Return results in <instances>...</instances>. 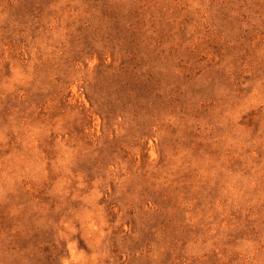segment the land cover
I'll use <instances>...</instances> for the list:
<instances>
[{
  "label": "rangeland",
  "instance_id": "1",
  "mask_svg": "<svg viewBox=\"0 0 264 264\" xmlns=\"http://www.w3.org/2000/svg\"><path fill=\"white\" fill-rule=\"evenodd\" d=\"M0 264H264V0H0Z\"/></svg>",
  "mask_w": 264,
  "mask_h": 264
}]
</instances>
